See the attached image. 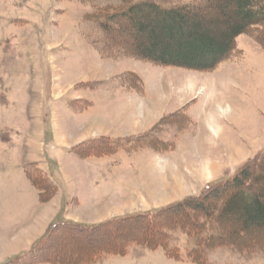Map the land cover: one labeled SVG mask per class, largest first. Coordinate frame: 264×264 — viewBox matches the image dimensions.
I'll return each instance as SVG.
<instances>
[{
  "label": "rangeland",
  "instance_id": "1",
  "mask_svg": "<svg viewBox=\"0 0 264 264\" xmlns=\"http://www.w3.org/2000/svg\"><path fill=\"white\" fill-rule=\"evenodd\" d=\"M216 2H206L197 14L206 32L223 33L224 20L207 8ZM107 4L117 1L0 0V264H51L35 263L41 255L31 252L46 234L49 256L98 247L101 230L79 239L50 229L64 221L95 225L153 213L199 198L207 186L233 178L264 153L258 27L237 36L231 54L211 70L160 66L100 51L98 30L85 16ZM124 33L129 43L138 37L150 44L133 29ZM73 145L72 154H62L60 148ZM95 146L113 152L93 155ZM26 171L55 187L44 202ZM195 203L172 211L191 213ZM226 221L235 218L225 219V228ZM131 223L123 238L114 230L105 242L115 245L151 228ZM234 231L246 242L264 228ZM168 239L167 249L177 257L130 243L121 256L99 254L78 264H195L189 256L193 238L176 231ZM237 249L216 244L201 264H264V247Z\"/></svg>",
  "mask_w": 264,
  "mask_h": 264
},
{
  "label": "trees",
  "instance_id": "2",
  "mask_svg": "<svg viewBox=\"0 0 264 264\" xmlns=\"http://www.w3.org/2000/svg\"><path fill=\"white\" fill-rule=\"evenodd\" d=\"M116 1V5L96 7L85 16V19L91 21L98 30L100 43L97 44H100V51L109 58L135 57L160 66L207 71L226 59L234 49L235 38L253 26L258 27L257 42L264 50V0H217L215 6L207 7L216 11L224 20L223 33L206 32L203 29L204 20L197 14L200 9H206L205 3L211 0H189L187 3L174 6H163L153 0ZM226 10L230 12L227 14ZM188 20L193 22L189 26ZM128 29H133L137 36L147 35L150 44L145 45L138 37L133 44L127 42L123 33ZM106 148L95 146L91 153L99 156L104 152L106 154L113 152ZM25 173L31 185L37 190L40 202H44L47 195L51 196L55 187L49 184L46 178L31 176L29 171ZM217 201L219 205L213 204ZM189 202L196 204L190 208L191 213L172 211L175 206H185ZM201 216L203 221L199 220ZM231 217L235 218V222L226 221L229 226L225 228V219ZM131 222H137L135 224L140 229L146 225H150L151 228L147 232H142L140 236H133V239L126 236L124 241L115 245L105 242L114 230L120 232L116 237L123 238L125 235L122 230H127V225L132 224ZM236 226L241 231H246L250 226L258 230L264 228V153L245 164L233 178L214 187L207 186L199 198H187L153 213L110 219L95 225L64 221L50 229L57 230L67 237L79 239H89L95 233L99 235L98 232L101 230L103 235H100L98 241L95 240L96 244H101L98 247H85L64 257H59L56 251H53V255L49 256V252H46L48 248L46 234L38 244L33 245L31 252L35 251V254L41 255L35 263L78 264L91 261L99 254L121 256L126 245L133 243L149 250L161 247L166 251L167 257L173 258L177 256L172 253L173 250L171 252L167 249L166 244L169 233L176 231L193 238L195 245L189 256L195 264H201L204 252L216 244L228 245L238 248L237 250L245 248L248 251L264 247V233L255 239L240 242L234 231Z\"/></svg>",
  "mask_w": 264,
  "mask_h": 264
},
{
  "label": "crops",
  "instance_id": "3",
  "mask_svg": "<svg viewBox=\"0 0 264 264\" xmlns=\"http://www.w3.org/2000/svg\"><path fill=\"white\" fill-rule=\"evenodd\" d=\"M51 139H52V141L56 142V144H58V142L56 141V139L53 140L52 137H51ZM80 143H81V142H80ZM76 146H77V145H76ZM76 146L73 145V146H71V147H70V146H69V147H65L64 149H63V148H60V150H61L62 154L67 153V154L70 155V154L73 153V150H72V149L75 148ZM54 149H56V148L54 147ZM54 149H53V150H54ZM67 150H68V151H67ZM41 154H42V153H41ZM42 156H43V155H42ZM42 160H43V159H42ZM97 207H99V206H97L95 203L92 204V208H93V209H96ZM39 210H40V209H39Z\"/></svg>",
  "mask_w": 264,
  "mask_h": 264
}]
</instances>
